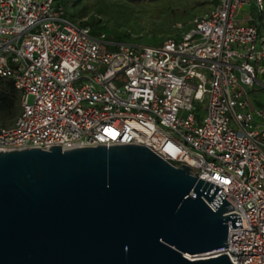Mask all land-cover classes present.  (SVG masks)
Segmentation results:
<instances>
[{"label": "built area", "instance_id": "1", "mask_svg": "<svg viewBox=\"0 0 264 264\" xmlns=\"http://www.w3.org/2000/svg\"><path fill=\"white\" fill-rule=\"evenodd\" d=\"M248 10L261 15L264 0H217L159 46L107 51L106 35L68 21L60 0H0V78L20 94L0 152L145 147L221 188L234 209L224 216H239L227 250L202 257L264 264V106L251 96L264 34Z\"/></svg>", "mask_w": 264, "mask_h": 264}, {"label": "water", "instance_id": "2", "mask_svg": "<svg viewBox=\"0 0 264 264\" xmlns=\"http://www.w3.org/2000/svg\"><path fill=\"white\" fill-rule=\"evenodd\" d=\"M196 175L136 145L1 151L0 264H231L188 258L241 228Z\"/></svg>", "mask_w": 264, "mask_h": 264}, {"label": "rangeland", "instance_id": "3", "mask_svg": "<svg viewBox=\"0 0 264 264\" xmlns=\"http://www.w3.org/2000/svg\"><path fill=\"white\" fill-rule=\"evenodd\" d=\"M61 4L68 21L89 24L96 32L106 34V44L102 48L107 51H115L118 44L157 46L162 39L176 38L186 32L191 18H183L178 13L172 15L171 11L176 5L169 6L154 16L153 7L135 6L123 0H62ZM180 4L178 2L177 6ZM175 15L178 19L176 21L173 19ZM204 15L205 13L198 16ZM254 19L258 22L259 31L264 34V12L261 15L254 13ZM261 93L264 96V90ZM19 110L20 105L18 112ZM10 124L11 121L0 115V126ZM197 258L203 257L192 259Z\"/></svg>", "mask_w": 264, "mask_h": 264}, {"label": "trees", "instance_id": "4", "mask_svg": "<svg viewBox=\"0 0 264 264\" xmlns=\"http://www.w3.org/2000/svg\"><path fill=\"white\" fill-rule=\"evenodd\" d=\"M127 1L135 6H147L153 7V14L157 16L159 13H162L164 9L169 6L176 5L174 9H172L171 14L175 13L181 14L183 18L191 17L189 19V27L187 31L190 29V23L192 19L195 17H200L198 15L210 12L213 7L217 4V0H123ZM62 3V0H60ZM178 2H181L179 6H177ZM60 3V4H61ZM62 5V4H61ZM207 13V14H208ZM174 21L177 16H173ZM86 24V23H84ZM91 28V34L93 36H97L100 32H96L93 27L89 24H86ZM106 35V34H105ZM166 39V38H165ZM164 41L162 39L160 44ZM158 44L157 46H159ZM156 47V46H153ZM20 105V94L13 87L12 83L6 79L0 78V115L5 119H8L13 122L15 117L18 115V107Z\"/></svg>", "mask_w": 264, "mask_h": 264}, {"label": "crops", "instance_id": "5", "mask_svg": "<svg viewBox=\"0 0 264 264\" xmlns=\"http://www.w3.org/2000/svg\"><path fill=\"white\" fill-rule=\"evenodd\" d=\"M244 15H247V16L251 15L254 18L253 10L245 11ZM261 64L264 67V62H262ZM262 85L264 86V74L257 76V84H255V86L253 87L252 93H251V96L254 99L255 104L258 106H264V96L262 95V93H261L262 89L260 88V86H262Z\"/></svg>", "mask_w": 264, "mask_h": 264}, {"label": "bare ground", "instance_id": "6", "mask_svg": "<svg viewBox=\"0 0 264 264\" xmlns=\"http://www.w3.org/2000/svg\"><path fill=\"white\" fill-rule=\"evenodd\" d=\"M189 259H192L191 257H188Z\"/></svg>", "mask_w": 264, "mask_h": 264}]
</instances>
